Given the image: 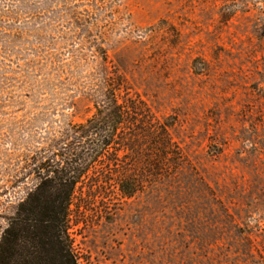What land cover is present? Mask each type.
I'll return each mask as SVG.
<instances>
[{"label":"rangeland","instance_id":"rangeland-1","mask_svg":"<svg viewBox=\"0 0 264 264\" xmlns=\"http://www.w3.org/2000/svg\"><path fill=\"white\" fill-rule=\"evenodd\" d=\"M110 89L143 115L76 187L81 264H264V0H0V240Z\"/></svg>","mask_w":264,"mask_h":264},{"label":"trees","instance_id":"trees-1","mask_svg":"<svg viewBox=\"0 0 264 264\" xmlns=\"http://www.w3.org/2000/svg\"><path fill=\"white\" fill-rule=\"evenodd\" d=\"M142 115L137 103H119L115 90L110 89L96 113L73 127L75 146H66L59 155L61 160L49 165L47 174L19 205L3 232L0 264H81L70 232V206L76 187L89 165L105 160L110 149L114 151L108 159L119 165V153L133 149L134 138L129 135L135 136ZM163 142L168 154L170 142ZM119 187L126 196L138 189L126 179L120 180Z\"/></svg>","mask_w":264,"mask_h":264}]
</instances>
